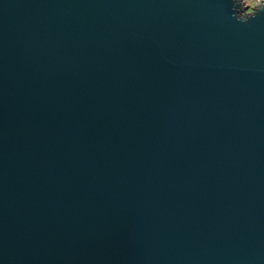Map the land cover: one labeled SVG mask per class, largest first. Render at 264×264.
Instances as JSON below:
<instances>
[{
  "label": "water",
  "instance_id": "95a60500",
  "mask_svg": "<svg viewBox=\"0 0 264 264\" xmlns=\"http://www.w3.org/2000/svg\"><path fill=\"white\" fill-rule=\"evenodd\" d=\"M0 0V264H264V2Z\"/></svg>",
  "mask_w": 264,
  "mask_h": 264
},
{
  "label": "built area",
  "instance_id": "2783aa9c",
  "mask_svg": "<svg viewBox=\"0 0 264 264\" xmlns=\"http://www.w3.org/2000/svg\"><path fill=\"white\" fill-rule=\"evenodd\" d=\"M243 2V5L247 7L246 11L245 12H249L251 11L252 9V6L257 3L258 1L259 2H264V0H255L254 3H248L247 0H241Z\"/></svg>",
  "mask_w": 264,
  "mask_h": 264
},
{
  "label": "rangeland",
  "instance_id": "374dc122",
  "mask_svg": "<svg viewBox=\"0 0 264 264\" xmlns=\"http://www.w3.org/2000/svg\"><path fill=\"white\" fill-rule=\"evenodd\" d=\"M248 3H254L255 0H247Z\"/></svg>",
  "mask_w": 264,
  "mask_h": 264
}]
</instances>
